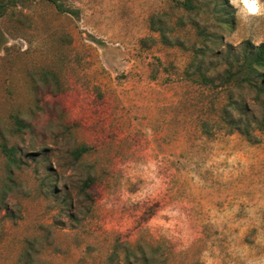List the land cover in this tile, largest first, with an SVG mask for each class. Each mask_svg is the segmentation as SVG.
<instances>
[{
    "label": "rangeland",
    "instance_id": "1",
    "mask_svg": "<svg viewBox=\"0 0 264 264\" xmlns=\"http://www.w3.org/2000/svg\"><path fill=\"white\" fill-rule=\"evenodd\" d=\"M57 1L0 0V264H264V132L186 76L263 44L264 0Z\"/></svg>",
    "mask_w": 264,
    "mask_h": 264
},
{
    "label": "trees",
    "instance_id": "2",
    "mask_svg": "<svg viewBox=\"0 0 264 264\" xmlns=\"http://www.w3.org/2000/svg\"><path fill=\"white\" fill-rule=\"evenodd\" d=\"M44 1L54 5L60 12H68L57 0ZM178 4L186 11L208 12L211 2L210 0H203L201 3H195V0H185L178 1ZM3 13L4 8L0 5V16ZM225 23L229 24V21L225 20ZM162 30L160 33L164 42L169 44L168 46H178L174 45L178 44L177 39L173 41ZM198 30L200 35L207 38L205 30L200 28ZM216 52L217 50L211 45L193 47V57L186 76L189 80L207 88L229 89L230 93L223 105L220 118L232 132H238L251 139L254 126L259 131L264 132V43L258 46L243 45L242 53H233V55L231 52L232 56L228 55L225 58V68L221 72L215 66L214 61L210 60V56L218 55ZM42 78L43 80L48 79V75L44 74ZM236 88L240 91V95L237 97L233 94ZM244 90H249L255 94V98L249 104L241 97ZM12 119L17 134H21L24 129L29 127L18 114L14 115ZM1 150L7 160L6 172L8 168L9 174H11L12 169L18 167L19 164L18 150L15 146H8L5 141L1 143ZM87 151L86 146L79 147L76 151L77 158ZM85 185L89 186V182L85 181ZM6 190L7 187L5 192ZM3 198L0 202H4Z\"/></svg>",
    "mask_w": 264,
    "mask_h": 264
},
{
    "label": "bare ground",
    "instance_id": "3",
    "mask_svg": "<svg viewBox=\"0 0 264 264\" xmlns=\"http://www.w3.org/2000/svg\"><path fill=\"white\" fill-rule=\"evenodd\" d=\"M244 5L250 12L255 13L258 11L255 0H244Z\"/></svg>",
    "mask_w": 264,
    "mask_h": 264
}]
</instances>
